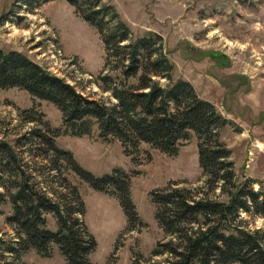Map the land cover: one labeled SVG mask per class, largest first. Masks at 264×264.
Wrapping results in <instances>:
<instances>
[{
	"label": "rangeland",
	"instance_id": "rangeland-1",
	"mask_svg": "<svg viewBox=\"0 0 264 264\" xmlns=\"http://www.w3.org/2000/svg\"><path fill=\"white\" fill-rule=\"evenodd\" d=\"M104 3L115 8L132 38L146 32L162 38L163 49L174 65L173 79L189 82L227 120L220 139L231 152L235 182H248L253 191H264V0ZM0 49L26 55L90 100L115 102L102 91L99 80L106 74L100 36L65 0H0ZM61 123V113L53 104L16 88L0 90V159L12 149L18 162H11L13 172L1 174L0 179V264H67L55 246L50 258H42L33 250L23 253L16 243L19 236L8 222L12 215L8 196L10 183L21 181V172L36 190L61 197L67 206L73 205L70 187L77 189L84 203L83 223L97 243L89 256L92 264H149L165 259L151 254L158 242L170 239L155 220L149 196L153 190L174 183L198 197L207 191L214 201L227 200L217 187L206 190L193 134L180 143L176 156L141 144L136 162H132L118 141L98 137L97 126L81 138L54 136ZM39 134L53 138L58 149L71 153L94 176L114 169L128 173L131 198L144 227L128 231L118 201L79 180L37 138ZM45 219L47 229L56 231L53 216L46 214ZM237 221L247 230L264 234L260 216L240 212Z\"/></svg>",
	"mask_w": 264,
	"mask_h": 264
},
{
	"label": "trees",
	"instance_id": "trees-1",
	"mask_svg": "<svg viewBox=\"0 0 264 264\" xmlns=\"http://www.w3.org/2000/svg\"><path fill=\"white\" fill-rule=\"evenodd\" d=\"M65 1L100 36L106 74H101L99 80L102 91L115 102L90 100L26 55L2 49L0 90L16 88L53 104L62 119L54 136L61 133L81 138L89 136L97 126L98 137L106 142L118 141L132 162H136L141 144L176 156L180 143L193 134L206 190L217 187L227 200L214 201L207 191L204 197H198L174 183L151 191L155 220L170 239L158 242L151 253L165 259L149 264H264V234L237 224L240 212L264 218V191H253L248 182H235L231 152L220 139L227 120L212 103L201 99L189 82L173 79L174 65L158 34L146 32L132 38L128 25L105 0ZM37 138L90 189L118 201L128 231L144 227L131 198L128 173L114 169L94 176L71 153L58 149L53 138L40 134ZM10 150L0 159V179L3 174L12 173L11 162H17ZM20 174L21 181L9 186L12 215L8 222L19 236L16 243L21 251L33 250L42 258H50L55 246L67 264H92L89 256L97 243L83 223L84 203L77 189L70 187L73 205L67 206L61 197L28 184L25 172ZM46 214L55 219L56 231L47 229Z\"/></svg>",
	"mask_w": 264,
	"mask_h": 264
}]
</instances>
